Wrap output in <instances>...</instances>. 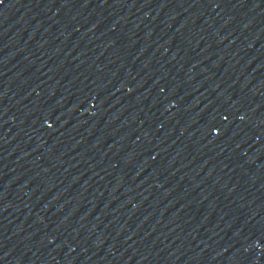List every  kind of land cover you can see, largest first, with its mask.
<instances>
[{
    "label": "water",
    "instance_id": "95a60500",
    "mask_svg": "<svg viewBox=\"0 0 264 264\" xmlns=\"http://www.w3.org/2000/svg\"><path fill=\"white\" fill-rule=\"evenodd\" d=\"M0 264H264V0H0Z\"/></svg>",
    "mask_w": 264,
    "mask_h": 264
}]
</instances>
